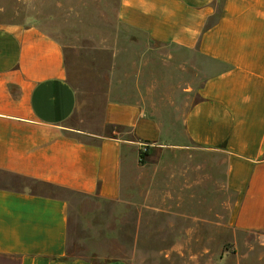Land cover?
I'll return each instance as SVG.
<instances>
[{"label":"crops","instance_id":"1","mask_svg":"<svg viewBox=\"0 0 264 264\" xmlns=\"http://www.w3.org/2000/svg\"><path fill=\"white\" fill-rule=\"evenodd\" d=\"M117 19L214 64L183 131L224 159L228 226L264 232V0H119ZM76 110L62 45L35 26L0 24V264H129L69 258L73 202L48 187L120 204L135 215L132 243L144 214L195 220L192 184L187 198L162 162L164 123L131 100L107 101L93 130L72 124ZM187 199L190 214L179 213Z\"/></svg>","mask_w":264,"mask_h":264},{"label":"rangeland","instance_id":"2","mask_svg":"<svg viewBox=\"0 0 264 264\" xmlns=\"http://www.w3.org/2000/svg\"><path fill=\"white\" fill-rule=\"evenodd\" d=\"M118 4L0 0V24L35 26L62 45L67 78L77 93L73 125L95 129L109 100L135 101L164 123L161 141L171 150L162 162L177 171L178 192L187 198L191 190L185 183L192 184L195 220L181 216L185 210L190 214L189 199L171 224L144 214L147 220L132 243L135 215L120 204L48 187L46 191L73 202L67 256L129 264H264V232L236 231L227 224L231 198L222 188L224 159L192 146L183 131V117L214 64L124 26L117 19Z\"/></svg>","mask_w":264,"mask_h":264},{"label":"built area","instance_id":"3","mask_svg":"<svg viewBox=\"0 0 264 264\" xmlns=\"http://www.w3.org/2000/svg\"><path fill=\"white\" fill-rule=\"evenodd\" d=\"M148 145L147 144H140V153L144 154L147 150Z\"/></svg>","mask_w":264,"mask_h":264},{"label":"trees","instance_id":"4","mask_svg":"<svg viewBox=\"0 0 264 264\" xmlns=\"http://www.w3.org/2000/svg\"><path fill=\"white\" fill-rule=\"evenodd\" d=\"M145 153H146V152H145ZM145 153H144V154H145ZM144 154H141V153L139 152L140 160H142Z\"/></svg>","mask_w":264,"mask_h":264}]
</instances>
